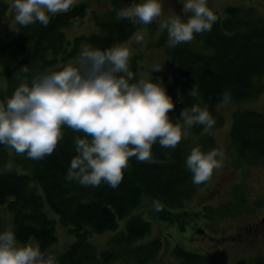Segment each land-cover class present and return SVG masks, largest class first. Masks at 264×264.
I'll list each match as a JSON object with an SVG mask.
<instances>
[{
	"label": "trees",
	"instance_id": "obj_1",
	"mask_svg": "<svg viewBox=\"0 0 264 264\" xmlns=\"http://www.w3.org/2000/svg\"><path fill=\"white\" fill-rule=\"evenodd\" d=\"M97 1L107 4V12L103 17L94 12L98 29L88 36L69 40L63 31L84 21L89 12L86 2L77 4L67 13L56 14L47 27L36 23L21 28L15 21L3 33L0 27V99L10 96L23 80L30 81L46 70H58L85 46L109 48L129 42L142 28L152 32L160 29L159 21L133 25L126 19H117V11L132 0ZM7 9L6 0H0V14ZM250 10L229 7L225 18L216 12L218 20L212 31L196 34L201 39H198L197 50L191 42L168 48L167 32H160L154 46L162 50L171 70L162 68L152 76L163 80L173 98L175 109L169 115L174 122L183 109L199 104L201 107L206 105L215 119L212 129L222 127L223 118L218 109L225 91L231 94L230 102L250 100L261 93L264 88V18H249ZM136 60L134 56L130 68L137 77H142ZM151 68L147 69V77L151 75ZM4 80L11 82L6 85ZM193 91L195 95L191 94ZM178 97L182 103L178 102ZM191 131L199 137L201 145L213 143L209 130L205 132L203 126H193ZM78 135L83 133L65 128L64 137L54 152L39 161L15 153L11 169L6 165L5 155L7 150L13 149L0 145V206L6 205L12 212L17 240L23 243L34 237L41 243L42 250L57 241L56 221L45 211V206L51 209L61 225L75 237L59 264H97L101 260L97 259V251L89 243L90 235L111 231L115 234L112 236L114 244L135 243L145 236L151 224L140 213H148L152 218L153 213L170 214L172 208L183 205L195 192L192 174L185 166L191 152L187 138H182L174 149L154 144L148 161L131 158L116 189L103 183L99 187H84L68 182L65 177L70 161L76 155L74 137ZM229 139L234 156L243 161L242 165L263 162L264 116L238 108L232 119ZM204 205L210 213H220L230 207L214 209L209 204ZM121 221H125L122 229L119 227ZM153 244L142 246L140 253ZM154 251L148 250L149 253ZM121 254L123 251L113 248L102 256L111 262Z\"/></svg>",
	"mask_w": 264,
	"mask_h": 264
},
{
	"label": "clouds",
	"instance_id": "obj_2",
	"mask_svg": "<svg viewBox=\"0 0 264 264\" xmlns=\"http://www.w3.org/2000/svg\"><path fill=\"white\" fill-rule=\"evenodd\" d=\"M178 2L181 13L159 23V28L167 32L168 48L191 42L195 34L211 32L218 20L209 0ZM76 3L77 0H12L11 7L21 28L36 23L47 27L53 16L69 12ZM163 4L164 0H132L117 11L116 17L133 25H149L161 18ZM142 41V34H137L135 43ZM134 52L129 43L104 49L85 46L58 70H46L30 81L23 80L10 96L0 99V145L39 161L54 152L65 128L83 133L74 137L76 155L70 161L66 181L84 187L103 183L116 189L131 158L148 161L154 144L174 149L193 126H203L205 132L215 126L208 107L199 104L183 109L174 122L169 115L175 109L173 98L163 80L152 76L163 65L154 64L150 76L137 77L130 68ZM230 101L231 94L225 91L221 103L227 105ZM178 102L182 103L180 97ZM223 155L218 149L192 148L185 166L193 183L209 180L213 171L222 167ZM0 264L59 261L56 255L42 250L34 237L18 241L15 230L8 227L0 231Z\"/></svg>",
	"mask_w": 264,
	"mask_h": 264
},
{
	"label": "rangeland",
	"instance_id": "obj_3",
	"mask_svg": "<svg viewBox=\"0 0 264 264\" xmlns=\"http://www.w3.org/2000/svg\"><path fill=\"white\" fill-rule=\"evenodd\" d=\"M6 2L8 9L0 14L1 33L5 32V28L8 29L9 25L15 21L14 10L11 7L12 0H6ZM80 2L88 4L89 12L83 22L75 23L63 30L69 40L96 33L98 26L94 19V12L99 17H103L107 12V4H102L97 0H77V3ZM209 7L218 12L222 18L226 17V10L229 7L244 10L251 8L249 18L252 16L264 18V0H209ZM181 8L182 5L178 0H164L163 14L158 20L159 23L171 15L181 13ZM161 31L158 29L157 32H152L145 27L136 32L127 42L135 49L132 60L135 56L139 67L138 72L142 77H147V69L154 64L163 65L162 68L165 70L170 68L167 65L168 59L162 50L154 46L157 42L154 41ZM137 34L143 36L140 44L135 43ZM198 39L200 38L195 34L191 41L195 50L198 48ZM4 82L7 85L11 81L4 80ZM262 83L264 86V78ZM238 108L255 111L264 116V88L259 95L250 100L230 102L219 107L223 126L219 125L218 128L208 131L213 138L212 144L203 143L201 145L199 137L193 135L191 129L189 130L186 138L190 141V149L200 145L202 151L221 150L224 153L222 167L214 170L211 178L206 182L195 184L194 194L180 207L172 208V213H153V218L148 213H140L141 216L145 215L151 224L145 236L135 243L114 244L112 239L114 233L111 231L90 235L89 243L95 247L97 259L101 260L97 264H106L108 261L104 260L102 255L113 248L123 251V254L111 261V264H137L136 260L139 259L138 254L142 246L150 242L161 244L157 260L152 264H255L264 262V161L260 160L254 163L255 165L246 163L242 165L243 161L234 156L229 130L234 113ZM14 155V150L6 151L7 167L14 162ZM204 204H209L214 209L230 207L220 213H210L205 210ZM45 207L48 215L56 221L57 241L43 250L56 255L59 261L74 242L75 237L61 225L58 216L47 206ZM124 222L119 223L120 229L123 228L121 226ZM8 227L13 228V214L6 205H3L0 206V231ZM117 233L120 234L122 231ZM193 255H195L194 258Z\"/></svg>",
	"mask_w": 264,
	"mask_h": 264
}]
</instances>
